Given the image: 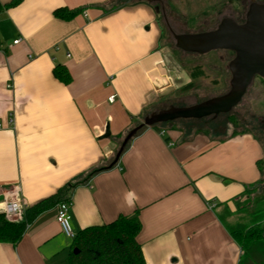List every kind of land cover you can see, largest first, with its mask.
<instances>
[{
	"label": "crops",
	"instance_id": "0c3cea01",
	"mask_svg": "<svg viewBox=\"0 0 264 264\" xmlns=\"http://www.w3.org/2000/svg\"><path fill=\"white\" fill-rule=\"evenodd\" d=\"M11 1L0 0V188L19 186L27 208L106 166L117 136L172 108L163 103L187 75L171 71L161 54L149 0L5 7ZM58 8L80 12L62 20L53 15ZM56 65L68 70V84L54 77ZM163 129L141 130L115 166L73 190V231L137 211L146 264H240L228 226L240 220L245 187L260 179V141L233 131L217 138L186 126ZM56 215L54 206L17 244L0 243V264H67L71 241Z\"/></svg>",
	"mask_w": 264,
	"mask_h": 264
},
{
	"label": "rangeland",
	"instance_id": "374dc122",
	"mask_svg": "<svg viewBox=\"0 0 264 264\" xmlns=\"http://www.w3.org/2000/svg\"><path fill=\"white\" fill-rule=\"evenodd\" d=\"M149 1L156 8L157 20L161 28V54L167 58L171 71L178 72L182 78L184 74L187 75L185 82H183L185 84L180 79L176 94L166 100L163 106L166 108L197 105L227 93L230 89L229 82L231 79L228 66L233 54L223 50L211 51L204 55L185 52L178 47L176 36L213 30L225 18L241 22L251 3L264 4V0ZM194 67H199L202 76L191 79L189 76ZM188 83H192L193 87L184 92L183 87ZM228 116H231V119L228 120ZM172 124L192 128L191 131L195 132L210 133L217 138H222L224 133L231 131L234 135L250 134L260 141L264 150V85L254 78L240 102L230 112L220 114L216 119L206 118L187 120V122L179 119L173 121ZM162 126L166 127L165 124ZM192 133L187 132L186 134ZM223 137H228V135ZM121 143L120 141L118 148ZM261 170L262 181L251 192L249 202L253 201V197H257L255 198L256 203L259 199H264V156ZM242 205L243 202L239 203L238 207L241 208ZM261 205H264V200ZM237 215L236 217L239 218L240 216L241 221H246L243 210L239 211Z\"/></svg>",
	"mask_w": 264,
	"mask_h": 264
},
{
	"label": "trees",
	"instance_id": "16d2710c",
	"mask_svg": "<svg viewBox=\"0 0 264 264\" xmlns=\"http://www.w3.org/2000/svg\"><path fill=\"white\" fill-rule=\"evenodd\" d=\"M20 1L21 0H12L5 5V7L13 6ZM79 12L80 9L69 10L66 8H58L54 10L53 15L58 19L70 20ZM53 75L64 84H68L71 81L68 70L62 65L54 66ZM200 76H202V71L199 67H194L191 73V79H196ZM192 87V83H188L183 90L188 91L192 89ZM229 119H231V116H228V120ZM164 124L167 127H172L173 125L172 122ZM163 126L162 124H158L153 126V128L161 132L164 130ZM134 127L135 126H132L128 131ZM128 131L120 133L117 136L118 144L120 141L122 142ZM140 131H138L137 134ZM130 141L127 143L126 147ZM117 151L118 148L112 153L106 166L93 169L86 178L69 182L59 188L53 195L27 207L24 210V215L21 220L9 221L0 213V243L17 244L22 239L28 225H30L37 216L60 203L69 202L73 190L78 185L87 182L97 172L115 166L116 163L114 164L113 161ZM261 163L262 159L258 160L256 163L260 172V179L256 183L245 187V190L241 194V196H246L247 199L244 201L246 203L243 202L242 207L238 210L244 211L246 221L239 220L238 223L228 226L230 235L241 249L240 264H264V205H261L264 199H257L258 201L256 203L255 198L257 197H253V201L249 202L251 192L254 191L256 185L262 181ZM227 218L228 217L224 215L222 220L225 221ZM141 228L142 225L137 211L133 215L119 214L113 220L100 225L84 227L80 229L75 234L74 239L71 240L66 263L146 264L141 246L137 240Z\"/></svg>",
	"mask_w": 264,
	"mask_h": 264
},
{
	"label": "water",
	"instance_id": "95a60500",
	"mask_svg": "<svg viewBox=\"0 0 264 264\" xmlns=\"http://www.w3.org/2000/svg\"><path fill=\"white\" fill-rule=\"evenodd\" d=\"M178 47L187 52L205 54L213 50L234 53L229 62L231 79L227 93L190 107H172L157 111L127 132L113 163H117L127 143L138 131L179 119H201L230 112L242 99L256 77L264 78V4L251 3L243 23L225 18L211 31L176 36Z\"/></svg>",
	"mask_w": 264,
	"mask_h": 264
},
{
	"label": "built area",
	"instance_id": "2783aa9c",
	"mask_svg": "<svg viewBox=\"0 0 264 264\" xmlns=\"http://www.w3.org/2000/svg\"><path fill=\"white\" fill-rule=\"evenodd\" d=\"M19 40H14L12 43L17 44ZM113 100V97H111ZM13 119H10V123ZM164 131H161L163 134ZM70 202L60 203L57 205L56 222L58 223L62 234L68 240H73L75 232L73 231L70 224L69 215ZM25 204L22 200L20 187L15 185L6 188H0V213L4 215L5 219L9 221H18L23 218Z\"/></svg>",
	"mask_w": 264,
	"mask_h": 264
},
{
	"label": "flooded vegetation",
	"instance_id": "af4514ba",
	"mask_svg": "<svg viewBox=\"0 0 264 264\" xmlns=\"http://www.w3.org/2000/svg\"><path fill=\"white\" fill-rule=\"evenodd\" d=\"M260 4H263V3H260ZM249 7V6H248ZM247 10H248V8H247ZM247 12V11H246ZM246 12H245V15H246ZM245 15H244V19L241 21V22H237V21H235L236 23H243L244 21H245ZM218 26V25H217ZM216 26V27H217ZM215 29V28H214ZM213 29V30H214ZM209 31H211V30H209ZM213 51H217V50H213ZM223 51H227V50H223ZM185 52H187V51H185ZM211 52V51H210ZM229 52H231V51H229ZM189 53H194V52H189ZM209 53V52H208ZM232 54H233V57H234V53L233 52H231ZM195 54H198V53H195ZM205 54H207V53H205ZM198 55H204V54H198ZM233 59V58H232ZM255 79H258L259 80V82L262 84V85H264V78H262V77H259V76H256L255 77ZM220 115V114H219ZM218 115V116H219ZM218 116H208V117H205V118H201V119H191V120H202V119H206V118H211V119H216Z\"/></svg>",
	"mask_w": 264,
	"mask_h": 264
}]
</instances>
